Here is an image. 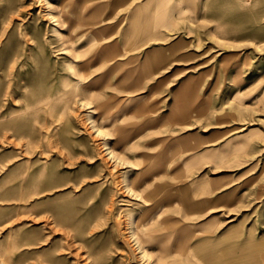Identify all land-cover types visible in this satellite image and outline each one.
Instances as JSON below:
<instances>
[{"label": "rangeland", "instance_id": "374dc122", "mask_svg": "<svg viewBox=\"0 0 264 264\" xmlns=\"http://www.w3.org/2000/svg\"><path fill=\"white\" fill-rule=\"evenodd\" d=\"M89 1L0 0V264H152L145 227L132 223L149 202L141 184L154 170L147 144L209 126L207 116L191 125L178 119L170 104L174 86L116 84L128 57L112 47L104 55L114 42L107 36L115 30H105V12L113 9L102 7L95 17ZM112 4L122 11L121 2ZM177 21L196 38L203 62L217 51L219 62L244 64L248 94L257 92L264 0H195ZM167 74L176 85L181 75ZM85 75L86 83L78 82ZM210 80L197 89L198 103L211 94L241 97L240 87L209 86ZM151 90L165 101L147 103L141 95Z\"/></svg>", "mask_w": 264, "mask_h": 264}, {"label": "crops", "instance_id": "0c3cea01", "mask_svg": "<svg viewBox=\"0 0 264 264\" xmlns=\"http://www.w3.org/2000/svg\"><path fill=\"white\" fill-rule=\"evenodd\" d=\"M117 2L122 3L120 12L112 4ZM90 3L95 17L102 7L113 9L105 12V30H115L107 36L114 42L107 44L104 55L110 56L111 47L120 51L128 57H123L120 70L136 73H123L118 86H174L170 104L178 119L189 121L187 125L206 116L209 121L208 128H187L171 143L147 144L154 170L141 184L147 185L149 202L135 220L145 227L143 241L152 251L151 263L264 264V79L250 96L244 64L219 62L217 51L203 62L196 38L181 31L177 21L179 12L194 8L195 0ZM170 71L181 75L176 85L170 84ZM208 78L209 86L240 87L241 97L211 94L198 103L197 89ZM153 93L141 97L150 104L165 101Z\"/></svg>", "mask_w": 264, "mask_h": 264}, {"label": "bare ground", "instance_id": "6f19581e", "mask_svg": "<svg viewBox=\"0 0 264 264\" xmlns=\"http://www.w3.org/2000/svg\"><path fill=\"white\" fill-rule=\"evenodd\" d=\"M50 17L53 18V16H50ZM79 69L82 70V71H85V70H86V67H85L84 65L81 64V66H79ZM87 76H88V75L82 76V77L78 80V82H80V81L82 80L83 82H81V83H86V77H87ZM78 106H79V105H78ZM87 113H88V112H87ZM93 127H94V126H93ZM93 131H94V130H93ZM95 133H96L97 135H98V134H101V129H100L99 127H97V126H95ZM104 148H105L106 152L109 154V157H113V156H114L109 146H105ZM106 152H105V154H106ZM108 154H107V155H108ZM126 161H127V160H126ZM110 162H111V161H110ZM126 188H127V190H128L129 192L131 191V187H130L129 184L126 185ZM130 215H131V214H130ZM132 223H135V219H133ZM134 233H135L134 228L130 227V229H129V235H130L132 238H134ZM136 233H138V232H136ZM152 235H153V234H151V236H152ZM141 244H142V243H141ZM137 248H138L139 252H140L142 255H145V250H144L143 247H141V246L138 245Z\"/></svg>", "mask_w": 264, "mask_h": 264}]
</instances>
